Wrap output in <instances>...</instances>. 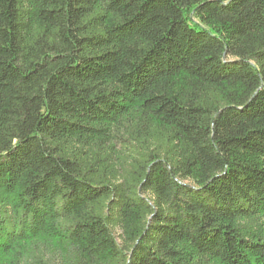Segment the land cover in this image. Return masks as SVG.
I'll return each mask as SVG.
<instances>
[{
    "label": "trees",
    "instance_id": "16d2710c",
    "mask_svg": "<svg viewBox=\"0 0 264 264\" xmlns=\"http://www.w3.org/2000/svg\"><path fill=\"white\" fill-rule=\"evenodd\" d=\"M0 264H264V0H0Z\"/></svg>",
    "mask_w": 264,
    "mask_h": 264
},
{
    "label": "rangeland",
    "instance_id": "374dc122",
    "mask_svg": "<svg viewBox=\"0 0 264 264\" xmlns=\"http://www.w3.org/2000/svg\"><path fill=\"white\" fill-rule=\"evenodd\" d=\"M114 235L117 238L119 244L121 245L122 244V241H121V231L120 230L114 231Z\"/></svg>",
    "mask_w": 264,
    "mask_h": 264
}]
</instances>
